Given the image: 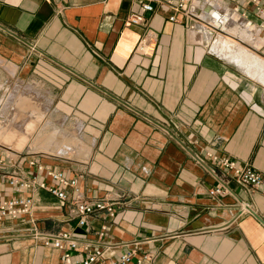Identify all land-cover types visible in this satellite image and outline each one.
<instances>
[{
    "label": "crops",
    "instance_id": "1",
    "mask_svg": "<svg viewBox=\"0 0 264 264\" xmlns=\"http://www.w3.org/2000/svg\"><path fill=\"white\" fill-rule=\"evenodd\" d=\"M234 5L223 1L237 34H209L224 33L238 52L213 53L203 28L159 11L150 22L154 51L143 58L141 30L124 25L138 10L132 0H0V100L13 89L14 99L22 88L37 94L45 132L57 133L48 152L19 145L17 165L0 167V177L28 178L32 159L80 175L88 202H127L115 218L78 229L46 191L4 186L1 198L32 196L33 207L0 221V264H60L37 231L110 241L117 254L136 247L146 264H264V195L244 190L211 157L264 178V29ZM222 175L227 193L211 196ZM239 203L249 211L238 213Z\"/></svg>",
    "mask_w": 264,
    "mask_h": 264
},
{
    "label": "built area",
    "instance_id": "2",
    "mask_svg": "<svg viewBox=\"0 0 264 264\" xmlns=\"http://www.w3.org/2000/svg\"><path fill=\"white\" fill-rule=\"evenodd\" d=\"M137 4L138 10L130 12L126 18L124 25L128 28H136L141 30L142 34L136 47V54L149 58L152 56L158 33L150 27L153 16L159 11H166L172 14L169 17L171 23L178 22V15L182 14L185 21L191 29L197 22L208 24L204 20V16L210 15L213 10L212 3L219 4L216 8L220 15L225 13L223 6L224 0H132ZM235 2L232 11H236L243 19L247 16V12L251 11L260 22V27L264 29V0H233ZM214 31V30H213ZM12 151V153H10ZM6 151L5 155L0 156V167H14L20 159V153L11 149ZM208 156H211L208 154ZM217 161L227 173H232L231 177L240 187L246 191L259 192L264 195V178L251 166L238 167L235 162L227 158L218 160L215 156H211ZM29 166L35 168V172L30 176H6L0 177V189L7 186L14 192L35 190L46 191L54 197L63 208H66L65 218L68 221L76 223L78 229L87 227V223L94 217L104 215L107 218H115L118 206H125L127 202L120 200H112L105 202L104 200H95L88 202L84 196L83 190L80 189L78 179L76 177H67L64 170H55L51 167H43L32 159ZM44 172V178L40 176V172ZM219 187L211 189V196L222 197L227 193L226 178L222 175L219 177ZM121 198V197H120ZM32 196H19L11 198L0 197V221L7 218H20L30 215L32 211ZM249 206L239 203L237 212L240 214L247 213ZM105 226H101L97 236L102 239L105 236ZM35 238L39 239L46 248H54L60 252V264H146L150 259L148 255H138L136 247L130 248L120 254L116 253L117 245L112 242H101L97 240H89L85 234H77L73 231L65 232H43L37 231L33 233Z\"/></svg>",
    "mask_w": 264,
    "mask_h": 264
},
{
    "label": "bare ground",
    "instance_id": "3",
    "mask_svg": "<svg viewBox=\"0 0 264 264\" xmlns=\"http://www.w3.org/2000/svg\"><path fill=\"white\" fill-rule=\"evenodd\" d=\"M211 5L214 7L213 10H211V14L204 16V20L208 24L197 22V26L204 29L205 38L207 41L211 42L210 49L213 53L224 57L231 56L234 51H239L235 46V41L226 38L221 33L217 34L216 38L211 37L209 32L216 28H221L230 36H235L237 33L236 29H232L235 24L232 19L233 17H231V13L228 10L224 11L226 12L224 15H220L216 10L219 5L215 3H212ZM38 97L39 96L37 94L34 95L25 92L15 103H13L11 115L6 119L5 123L3 122L4 124L0 123V143L7 142L12 146L13 143L16 142L18 146L20 145V147H28L32 149L34 147H39L45 151L49 150V146L53 142L57 133L47 134L41 133L40 131L38 133H33L35 129L40 128L39 125H41L40 123L44 120L43 117L45 110H47L37 104L36 98ZM8 108L9 104L7 101H4L0 105V114L2 113V116H4ZM44 127H46V125ZM62 146L64 147V151L66 148H69V146L67 145V147L65 144Z\"/></svg>",
    "mask_w": 264,
    "mask_h": 264
},
{
    "label": "rangeland",
    "instance_id": "4",
    "mask_svg": "<svg viewBox=\"0 0 264 264\" xmlns=\"http://www.w3.org/2000/svg\"><path fill=\"white\" fill-rule=\"evenodd\" d=\"M197 24V23H196ZM195 24V25H196ZM219 33H221V32H218V31H216V35L215 36H217V34H219ZM221 34H224V33H221ZM226 36H228V35H226ZM232 37H233V35H231ZM231 36H228V37H231ZM10 90V89H9ZM17 89H13V90H11V91H9L7 94H6V96L2 99V100H0V104H2L4 101L6 102L7 101V103L9 104V108L7 109V111H6V113L4 114V116H2V113L0 114V123H2V124H4L5 123V121H6V119L11 115V112H12V109H13V103H15L16 101H17V99L22 95V94H24L25 92H27L26 90H25V88H22V90H20L21 92H24V93H22L21 95H19L18 96V98H16V99H14V97H12L11 98V96H12V93L14 92V91H16ZM20 93V92H19ZM44 106V105H43ZM42 107V106H41ZM45 117V116H44ZM43 117V118H44ZM4 122V123H3ZM41 125H39L40 126V128H37V129H35L34 131H33V133H38L39 131L40 132H45L46 131V128L47 127H44L45 125H46V121H45V118H44V120L40 123ZM3 126V125H2ZM43 127V128H42ZM4 128V127H3ZM41 129V130H40ZM56 132V131H55ZM46 133V132H45ZM49 133H53V132H49ZM55 142V138H54V140H53V142L51 143V144H53ZM50 144V145H51ZM62 144H65V142H63V140H62V143L60 144L61 145V147H63L62 146ZM25 148V147H24ZM28 148V147H27ZM11 149H13V150H19V146L17 145V143L15 142V143H13V145L11 146V145H9L7 142H3V143H0V151H2L3 152V154L5 155L6 153H9V152H6L7 150L8 151H10ZM30 149H32V148H30ZM34 149H36V150H38V151H43V152H48V151H45V150H42L41 148H39V147H34L33 148V150ZM40 149V150H39ZM63 150H64V147H63ZM10 153H12V151H10Z\"/></svg>",
    "mask_w": 264,
    "mask_h": 264
}]
</instances>
